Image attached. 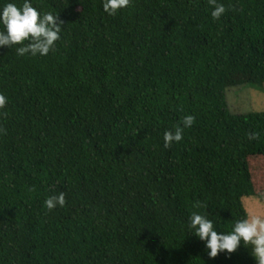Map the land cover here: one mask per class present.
I'll list each match as a JSON object with an SVG mask.
<instances>
[{"label":"trees","instance_id":"1","mask_svg":"<svg viewBox=\"0 0 264 264\" xmlns=\"http://www.w3.org/2000/svg\"><path fill=\"white\" fill-rule=\"evenodd\" d=\"M219 2L33 0L63 28L46 56L0 47V264H255L186 228L199 211L230 230L264 193V111L225 95L264 83V0Z\"/></svg>","mask_w":264,"mask_h":264},{"label":"clouds","instance_id":"2","mask_svg":"<svg viewBox=\"0 0 264 264\" xmlns=\"http://www.w3.org/2000/svg\"><path fill=\"white\" fill-rule=\"evenodd\" d=\"M209 3L214 19H219L227 11L219 0H209ZM129 4L130 0H103V9L109 15H115ZM62 24L56 13L41 11L33 4V0H0V47L16 46L15 51L20 56H46L54 51L56 41L61 38ZM6 101L7 97L0 93V108ZM194 121L195 117L187 114L181 125L166 130L163 135L164 146L180 142L184 130L190 128ZM256 135L252 133L251 138ZM65 203L66 194L63 191L44 200L48 210L63 207ZM194 207L203 208L205 205L196 204ZM186 228L204 242L209 258H215L221 252L230 256L243 246L249 250L255 264H264V213L247 214L236 219L230 230L218 231L215 219L207 213L193 211L188 217Z\"/></svg>","mask_w":264,"mask_h":264},{"label":"rangeland","instance_id":"3","mask_svg":"<svg viewBox=\"0 0 264 264\" xmlns=\"http://www.w3.org/2000/svg\"><path fill=\"white\" fill-rule=\"evenodd\" d=\"M226 101L231 111L248 113L264 111V83L232 86L226 90ZM247 214L264 213V193L242 198Z\"/></svg>","mask_w":264,"mask_h":264}]
</instances>
